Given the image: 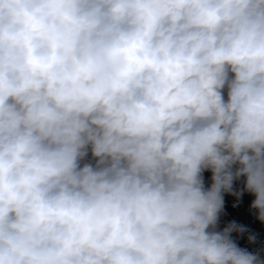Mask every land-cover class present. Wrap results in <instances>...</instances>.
<instances>
[{"label": "clouds", "instance_id": "1", "mask_svg": "<svg viewBox=\"0 0 264 264\" xmlns=\"http://www.w3.org/2000/svg\"><path fill=\"white\" fill-rule=\"evenodd\" d=\"M245 193L264 0H0V264H264Z\"/></svg>", "mask_w": 264, "mask_h": 264}, {"label": "trees", "instance_id": "2", "mask_svg": "<svg viewBox=\"0 0 264 264\" xmlns=\"http://www.w3.org/2000/svg\"><path fill=\"white\" fill-rule=\"evenodd\" d=\"M211 171H205L203 173L205 187H210L211 185ZM243 180V178H241ZM235 187L241 188L243 185L241 182H235ZM254 199V196L251 194L245 193L239 202L237 207H233V204L236 203L235 197L231 195L225 194V206L224 210L221 214L220 223H219V229L227 224L230 221L240 222L242 219L247 218V216L250 218L249 214L252 212L255 213V210H252L250 208V204L252 200ZM248 218V219H249Z\"/></svg>", "mask_w": 264, "mask_h": 264}, {"label": "rangeland", "instance_id": "3", "mask_svg": "<svg viewBox=\"0 0 264 264\" xmlns=\"http://www.w3.org/2000/svg\"><path fill=\"white\" fill-rule=\"evenodd\" d=\"M90 159V155H89ZM250 218L247 216V218L242 219V221L238 222V224L243 225L249 229L250 232L255 233L257 236V243L256 244H249L247 242L246 235L242 238L238 239V246L247 248L249 251H256L261 246H264V224H262L260 221L256 219V214L254 212L249 214ZM249 218V219H248ZM231 222V221H230ZM222 226L220 230L223 229ZM233 239H237V234L233 233Z\"/></svg>", "mask_w": 264, "mask_h": 264}]
</instances>
